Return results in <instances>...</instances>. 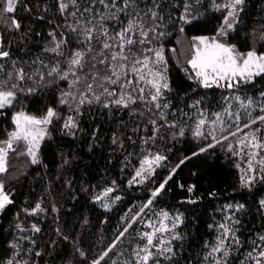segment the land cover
Masks as SVG:
<instances>
[{
  "label": "snow or ice",
  "instance_id": "obj_1",
  "mask_svg": "<svg viewBox=\"0 0 264 264\" xmlns=\"http://www.w3.org/2000/svg\"><path fill=\"white\" fill-rule=\"evenodd\" d=\"M249 7L0 0V214L15 209L0 264H264V7ZM105 144L115 174L79 155ZM201 158L234 173L189 241Z\"/></svg>",
  "mask_w": 264,
  "mask_h": 264
},
{
  "label": "trees",
  "instance_id": "obj_2",
  "mask_svg": "<svg viewBox=\"0 0 264 264\" xmlns=\"http://www.w3.org/2000/svg\"><path fill=\"white\" fill-rule=\"evenodd\" d=\"M251 5H255V7H251ZM264 7V0H250V7L249 11L255 13L259 10V8ZM19 15V13H18ZM11 36V33H5V40H7ZM177 82L179 81L180 77L174 74ZM181 91H187V87L182 86L180 89ZM97 122H99V117L93 118ZM103 132V129H101ZM180 145H177V148H180ZM79 155L82 157L83 162H87L90 168H103L107 166L111 169L112 173L115 174L118 172V162L113 159L112 164H108L107 156H108V149L107 145L103 146V150L100 147L97 148L95 154L88 153L86 145L83 146V151L79 152ZM196 166H198L201 170V177L197 180L198 184V192L197 194H204V200L198 203L195 206L184 205V208L190 209L188 212V219L186 224L188 225L186 231L188 233V240L190 241L192 237L197 236L198 234L203 235L204 231L206 230V222H210V219L213 215L212 209L215 207V201H210L207 197V190L212 186H218L221 189L225 188L227 185L232 183V177L234 170L230 169L227 162L222 161V159H212V160H205L201 158L195 162ZM193 167V165H189L185 168L177 179L181 177L188 179L189 177V168ZM33 175H35L33 173ZM74 178L82 177L83 175V168L82 166L72 174ZM16 194L17 199L22 201L24 196L29 193L32 187L39 188V185H34L32 183L31 178L27 181L22 182V184H17L16 186ZM129 196L134 195V193L129 192ZM135 195H138L135 194ZM226 198V197H225ZM251 199V197H249ZM166 203L172 205L176 202V198L171 196L165 197ZM71 201H69V205H71ZM14 208H10L7 212L0 214V225L7 227V222L10 219L11 212L14 211ZM183 210V209H182ZM255 210H253L254 212ZM74 218V217H73ZM250 222H252V217H248L245 221L246 226H250ZM188 244L185 243V249H187ZM182 255H191L195 257V249L191 252L185 251ZM183 264V261L181 262Z\"/></svg>",
  "mask_w": 264,
  "mask_h": 264
}]
</instances>
